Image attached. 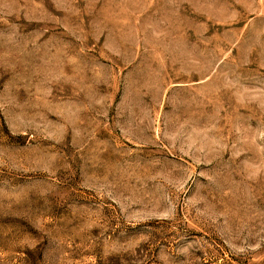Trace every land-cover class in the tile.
<instances>
[{
    "label": "rangeland",
    "instance_id": "1",
    "mask_svg": "<svg viewBox=\"0 0 264 264\" xmlns=\"http://www.w3.org/2000/svg\"><path fill=\"white\" fill-rule=\"evenodd\" d=\"M0 264H264V0H0Z\"/></svg>",
    "mask_w": 264,
    "mask_h": 264
}]
</instances>
